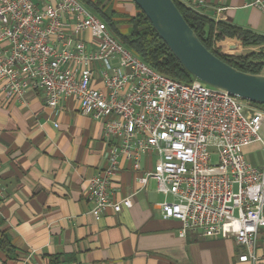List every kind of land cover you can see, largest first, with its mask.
<instances>
[{
	"label": "built area",
	"instance_id": "obj_1",
	"mask_svg": "<svg viewBox=\"0 0 264 264\" xmlns=\"http://www.w3.org/2000/svg\"><path fill=\"white\" fill-rule=\"evenodd\" d=\"M250 6L264 11V0ZM97 76L104 89L93 86ZM0 79L9 100L41 90L46 106L58 110L75 98L84 116L103 122L107 166L87 191L96 219L107 208L120 213L132 206L131 198L110 196L120 159L139 172L141 159L156 154L154 168L137 182H157L165 196L158 206L164 218L181 222L180 235L233 237L248 250L241 262L258 260L264 163L250 164L243 147L264 144V109L201 81L157 72L80 0H0Z\"/></svg>",
	"mask_w": 264,
	"mask_h": 264
},
{
	"label": "crops",
	"instance_id": "obj_2",
	"mask_svg": "<svg viewBox=\"0 0 264 264\" xmlns=\"http://www.w3.org/2000/svg\"><path fill=\"white\" fill-rule=\"evenodd\" d=\"M80 1L109 16L122 36L132 33L129 21L139 12L132 0ZM179 1L215 22L264 36V11L250 6L253 0ZM84 37L91 42L90 34ZM233 43L238 54L264 48ZM98 76L93 86L104 89ZM3 88L0 79V230L15 252L1 251L0 264H264V228L255 248L258 260L246 262L239 258L247 248L233 237L180 235L181 222L164 218L158 206L165 196L157 182H137L140 172L154 168L156 154L141 159L139 172L132 161L120 159L110 196L131 198L132 206L120 213L107 208L96 219L87 191L89 180L107 166L103 122L84 116L75 98L54 110L41 90L18 101L9 100ZM243 153L253 166H263V143L246 145Z\"/></svg>",
	"mask_w": 264,
	"mask_h": 264
},
{
	"label": "trees",
	"instance_id": "obj_3",
	"mask_svg": "<svg viewBox=\"0 0 264 264\" xmlns=\"http://www.w3.org/2000/svg\"><path fill=\"white\" fill-rule=\"evenodd\" d=\"M181 14L192 27L206 48L227 64L250 74H261L264 67V51L236 53L233 41H239L244 48L264 45V36L235 25L214 20L187 7L179 0H174ZM138 8V7H137ZM129 24L132 33L122 36L116 29V23L109 16L99 15L108 25L111 33L129 50L136 53L147 65L157 72L176 81L190 84L195 79L183 68L169 47L159 37L147 17L140 11ZM97 14V13H96ZM251 103V102H250ZM254 104V103H252ZM257 105L264 109V105ZM15 252L11 239L0 230V252Z\"/></svg>",
	"mask_w": 264,
	"mask_h": 264
},
{
	"label": "water",
	"instance_id": "obj_4",
	"mask_svg": "<svg viewBox=\"0 0 264 264\" xmlns=\"http://www.w3.org/2000/svg\"><path fill=\"white\" fill-rule=\"evenodd\" d=\"M183 68L210 87L264 105V75L227 64L204 46L174 0H132Z\"/></svg>",
	"mask_w": 264,
	"mask_h": 264
},
{
	"label": "rangeland",
	"instance_id": "obj_5",
	"mask_svg": "<svg viewBox=\"0 0 264 264\" xmlns=\"http://www.w3.org/2000/svg\"><path fill=\"white\" fill-rule=\"evenodd\" d=\"M88 8V7H87ZM90 11H92L91 9H89ZM259 51H264V48H262V49H260ZM256 52H258V51H256ZM214 156H215V162H213V164H215L217 161H216V154H214Z\"/></svg>",
	"mask_w": 264,
	"mask_h": 264
}]
</instances>
